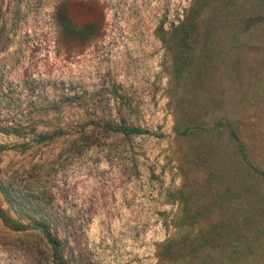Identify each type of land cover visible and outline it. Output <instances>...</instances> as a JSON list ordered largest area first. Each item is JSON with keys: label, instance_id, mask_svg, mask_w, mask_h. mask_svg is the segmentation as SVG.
Returning a JSON list of instances; mask_svg holds the SVG:
<instances>
[{"label": "rangeland", "instance_id": "obj_1", "mask_svg": "<svg viewBox=\"0 0 264 264\" xmlns=\"http://www.w3.org/2000/svg\"><path fill=\"white\" fill-rule=\"evenodd\" d=\"M62 1L0 0V264H264V0Z\"/></svg>", "mask_w": 264, "mask_h": 264}, {"label": "trees", "instance_id": "obj_2", "mask_svg": "<svg viewBox=\"0 0 264 264\" xmlns=\"http://www.w3.org/2000/svg\"><path fill=\"white\" fill-rule=\"evenodd\" d=\"M56 18L60 27L61 37L65 42L85 43L97 36L104 26V15L100 8H96L87 2H74L71 0L62 1L57 8ZM109 129L121 132L125 135L146 134L147 130L131 126H107ZM5 131V130H2ZM160 136H163L162 134ZM47 139L45 137L42 140ZM6 149L0 146V152ZM12 225L17 224L16 220L4 217ZM43 230L44 226H41ZM55 254L59 253L60 245L51 240Z\"/></svg>", "mask_w": 264, "mask_h": 264}]
</instances>
